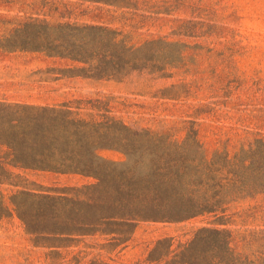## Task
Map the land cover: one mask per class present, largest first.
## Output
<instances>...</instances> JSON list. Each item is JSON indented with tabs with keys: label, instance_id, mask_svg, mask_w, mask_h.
Returning a JSON list of instances; mask_svg holds the SVG:
<instances>
[{
	"label": "rangeland",
	"instance_id": "1",
	"mask_svg": "<svg viewBox=\"0 0 264 264\" xmlns=\"http://www.w3.org/2000/svg\"><path fill=\"white\" fill-rule=\"evenodd\" d=\"M115 1L0 0V136L10 139L12 120L34 111L19 105L82 100L86 111L109 110L131 129L177 133L180 141L185 127L194 126L208 158L221 163L226 150L234 155L264 138V0ZM31 15L123 31L135 45L128 57L172 59L167 75L134 71L122 81L94 79L78 75L83 61L16 48L47 43L40 27L16 29ZM97 136L99 160L123 168L128 154ZM163 147L173 157L184 150ZM8 150L0 145V157ZM9 169L27 179L0 181V264H207L216 261L218 242L192 245L197 233L209 234L201 228L264 227L263 193L229 202L228 224L218 223L214 212L180 221L107 220V202L117 195L96 188L98 177Z\"/></svg>",
	"mask_w": 264,
	"mask_h": 264
},
{
	"label": "trees",
	"instance_id": "2",
	"mask_svg": "<svg viewBox=\"0 0 264 264\" xmlns=\"http://www.w3.org/2000/svg\"><path fill=\"white\" fill-rule=\"evenodd\" d=\"M88 1L116 4L115 0ZM29 18L31 21L16 29L40 27L47 43L16 48L83 61L86 65L79 68L78 75L118 81L134 71L164 76L167 64L172 62V59L159 63L152 57L146 60L128 57L127 52L135 45L129 44L130 39L123 31L107 25L51 22L35 15ZM80 32L82 35L78 37ZM72 102L55 106L19 105L34 111L25 118L12 120L15 130L10 139L0 136V145L9 148L7 155L0 157L1 182L20 184L19 180L27 179L11 171L9 166L94 175L99 178L96 188L114 190L117 195L114 201L107 202L110 209L104 218L118 217L120 221H180L214 212L219 217L218 223L228 224L233 221H223V218L229 202L264 194V138H257L234 155L226 150L221 163L208 158L200 130L194 126L185 127L186 134L180 141L175 138L177 133L131 129L108 113L109 110L93 113L84 109L82 100H75L78 105ZM95 136L106 139L102 144L120 146L128 154L129 160L123 168H109L105 165L111 164L99 160L96 150L100 143ZM164 142L184 150H176L181 152L180 156L173 157L170 149L163 147ZM23 220L30 221L26 217ZM204 232L209 234L197 233L191 244L209 238L218 242L219 253L211 257L216 261L207 264H264V227L201 228L199 231Z\"/></svg>",
	"mask_w": 264,
	"mask_h": 264
}]
</instances>
